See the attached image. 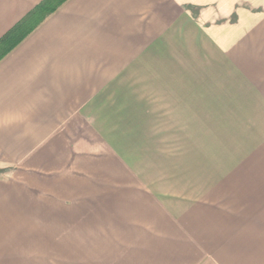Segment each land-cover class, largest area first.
<instances>
[{"label": "crops", "instance_id": "0c3cea01", "mask_svg": "<svg viewBox=\"0 0 264 264\" xmlns=\"http://www.w3.org/2000/svg\"><path fill=\"white\" fill-rule=\"evenodd\" d=\"M0 264H264V0H66L4 55Z\"/></svg>", "mask_w": 264, "mask_h": 264}, {"label": "trees", "instance_id": "16d2710c", "mask_svg": "<svg viewBox=\"0 0 264 264\" xmlns=\"http://www.w3.org/2000/svg\"><path fill=\"white\" fill-rule=\"evenodd\" d=\"M66 0H46L0 41V59ZM21 30V31H20Z\"/></svg>", "mask_w": 264, "mask_h": 264}, {"label": "rangeland", "instance_id": "374dc122", "mask_svg": "<svg viewBox=\"0 0 264 264\" xmlns=\"http://www.w3.org/2000/svg\"><path fill=\"white\" fill-rule=\"evenodd\" d=\"M210 144H192V146H195V148L197 150H204V146H209ZM214 146L218 145V144H213ZM225 145V148L228 147L229 150H233L235 149L236 152H240V151H244L247 149V144H223V146Z\"/></svg>", "mask_w": 264, "mask_h": 264}]
</instances>
